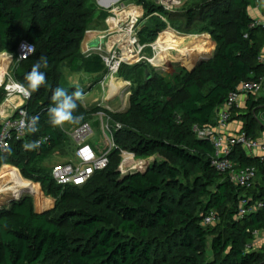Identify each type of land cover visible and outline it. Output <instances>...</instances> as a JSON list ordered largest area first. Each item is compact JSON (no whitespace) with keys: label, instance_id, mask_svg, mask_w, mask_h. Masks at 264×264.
I'll list each match as a JSON object with an SVG mask.
<instances>
[{"label":"trees","instance_id":"16d2710c","mask_svg":"<svg viewBox=\"0 0 264 264\" xmlns=\"http://www.w3.org/2000/svg\"><path fill=\"white\" fill-rule=\"evenodd\" d=\"M254 1L262 0H192L167 10L150 0H135L148 20L139 29L142 45L154 44L170 26L180 36H210L215 52L193 71L176 68L179 73L172 79L154 68L145 77H130L123 66L120 78L131 83L123 112L78 101L74 115L83 119L64 124L69 129L98 113L122 128L114 133L118 148L108 168L85 186L64 188L43 167L69 142L63 125L48 122L47 110L57 87L70 93L81 89L85 96L80 83L68 81L66 64L71 74L107 73L101 55H84L82 45L87 32L109 13L93 0H0V55L15 54L22 42L35 48L30 58L16 64L15 81L26 84L32 65L47 59V67L41 68L46 83L24 106L29 117H39V130L12 140L8 151L0 153V171L4 166L19 169L56 201L55 209L45 213L36 212L31 197L0 209V264H264V250L250 248L255 234L264 232V207L240 216L244 200L252 199L247 207L264 203V162L241 146L233 149L229 159L235 168H256L262 179L243 190L214 169L213 146L193 131L195 126H213L217 110L242 82L264 79L259 61L264 26H254ZM4 99L0 88V105ZM262 115L264 99L250 95L244 109L233 110L231 121L242 122L241 133L257 139L264 131ZM42 137L50 143L34 151L23 149ZM121 150L137 159L156 157L155 163L146 172L122 177ZM212 212L218 222L205 226Z\"/></svg>","mask_w":264,"mask_h":264},{"label":"built area","instance_id":"2783aa9c","mask_svg":"<svg viewBox=\"0 0 264 264\" xmlns=\"http://www.w3.org/2000/svg\"><path fill=\"white\" fill-rule=\"evenodd\" d=\"M257 4L262 10V16L261 20L255 21L254 26H264V0L257 1ZM166 9L173 10L172 7ZM108 13L106 30L96 38V40H100V46L98 48H91L90 44H88L85 55L92 53H98L101 55L107 74L113 77L120 72L123 66L139 65L145 59L144 51L148 47H153L155 49L158 46L156 45L157 42L156 44L146 46L140 43L139 24L142 21L141 19L144 14L141 6L125 3L116 4L108 11ZM88 33L89 32H87V34ZM22 45L31 44L28 42H22L15 54H4L10 57L12 64H15L14 67L16 64L27 60L34 54H27L26 49L22 50ZM25 54L28 55L27 58L20 59V57ZM259 61L264 66V54L260 56ZM150 63L153 64L152 61H150ZM153 66L157 69L164 68L163 66ZM12 72L13 70L9 72V75L7 79L5 78L4 82L0 83V88H4L5 90V102H9L11 98L19 96L23 103L20 106H16L14 113L11 115L0 113L1 154H5L8 151L14 138L22 140L27 135L26 131H19L18 128L19 120L21 119V112H27L24 109V106L29 99H25L22 95L15 93L8 88L9 83L13 80L15 81L14 77L11 75ZM263 93L264 79L260 81L249 80L242 82L237 91L230 93L225 105L217 110L216 121L213 126H195L193 128L198 139L207 140L213 146L214 157L212 160V166L214 169L220 174H228L231 177L232 182L243 190H249L253 187L258 174L257 169L252 167L236 169L233 162L229 159V156L236 146H241L249 153L260 152L262 154L261 161L264 162V139H253L248 137L245 133H239L232 136L228 134V128L232 120V112L238 107L241 96H258ZM16 113L17 115L14 116ZM104 116L109 118L105 113H100V120H103ZM113 125V128H107L106 131L103 132L104 138L106 139V147L101 152L90 143V139L95 133L94 124L92 122H86L81 127L70 129L69 137L77 144L75 160L73 162L57 164L52 168L51 175L58 186L64 188L70 186H85L90 182L96 172L104 171L108 168L110 164V155L118 148L114 140V131L116 132L122 128L119 124L114 123ZM111 129H114V131ZM40 141L42 142L41 146L50 143L48 137H42ZM121 158L123 159V164L120 166L119 170H121L123 174L135 173V171L133 172L130 170L131 167H128L129 172L126 173L124 164L131 159H137L136 156L130 152L121 150ZM144 170L141 169L138 172H144ZM251 200L252 199L243 201L240 216L250 215L264 207V203L260 201L247 207ZM217 222L218 216L216 213L212 212L204 220V225H214ZM259 234L264 236V232H260L256 233L254 238ZM250 248H252V245H250Z\"/></svg>","mask_w":264,"mask_h":264},{"label":"rangeland","instance_id":"374dc122","mask_svg":"<svg viewBox=\"0 0 264 264\" xmlns=\"http://www.w3.org/2000/svg\"><path fill=\"white\" fill-rule=\"evenodd\" d=\"M152 2L158 3L159 5L165 7V8H173V10H177L182 8L185 3L187 2H191L192 0H150ZM94 4L101 9V6L99 5V3L96 0H93ZM136 4L135 0H124L119 4ZM137 5V4H136ZM144 19V14L142 16V21L139 24V29L142 23H147L148 20H143ZM105 26L106 28V21L103 23H101L99 26L94 27L93 29H102ZM167 32H172L174 33V38H171L169 36V34H167ZM167 35V38L171 41L173 39H176L177 37H181L180 35L178 36V34H176V32L169 26L168 29L161 34V36H159V38L157 39V43H159V41L161 40V38ZM169 36V37H168ZM194 37V35H192ZM190 36V37H192ZM197 37V35H195ZM184 37V36H182ZM188 37V38H190ZM166 39V38H164ZM212 40L211 38L208 41V44L204 47V49H202V56H208L211 55V53H214L215 51V42L212 40V42L210 41ZM189 41V40H188ZM156 42L154 44H156ZM153 45V44H152ZM157 45V44H156ZM155 46V45H154ZM180 49L178 52H172L173 61L172 64H168L167 66H164L165 68L161 69L158 68V72L161 73L164 77H166L167 79H172L175 74L179 73V70H176V68L174 67V63H182L185 66H187L188 68L192 67V61L190 60L189 56L187 54L182 55V50L185 51L186 49L184 48H180V47H176V49ZM160 54V48H153V47H148L145 51H144V57L145 59L138 65V67L135 68V70L130 71L129 68H134V66H126V69H124L123 71H125V74H129L130 77H132L133 75L137 74L139 76L145 77L147 72H151L152 68H156L155 66H159L162 67L160 65H156V59L158 57V55ZM182 55V56H181ZM163 59V58H162ZM154 62L153 64L150 63V61ZM15 64H13L14 66ZM15 67H13L14 69ZM157 69V68H156ZM155 69V70H156ZM169 69V70H168ZM64 73L66 74V77L68 79V81L70 82V79L77 81L78 78H80V87H84V91H85V96L82 99L83 104L86 107H93V108H103L105 110H108L111 113H117V112H123L125 111L128 106H129V98H130V88H131V83L127 82L123 79L120 78V72L117 75L109 76L107 73L105 75L99 76V77H95V76H84L82 75H77V74H71L69 73V68H68V64L65 65L64 67ZM116 79V81H120L122 83H124V88H121L120 91L112 96L110 98L111 95V89L109 87L110 82L112 81V79ZM77 84V83H75ZM91 85V86H89ZM90 87V88H88ZM100 113H98L97 115H95L94 117H92L91 121L94 124V135L93 137L90 139V143L99 151H103V149L106 147V139L104 138V133L106 131L107 128H113V124L114 122L107 118L106 116H104L103 120H100L99 118ZM99 123V126L96 127L95 123ZM63 129L66 131V136L69 139V142L56 154L52 155L49 159H47L45 161V163L43 164V167L45 169H47L48 171H51L52 168L57 165V164H61V163H68L69 158H72L77 150V144L69 137V131L70 129L63 125ZM112 131H114V129H111ZM115 133V131H114ZM102 136V137H101ZM156 159V157H151L148 159H131L130 161H128L127 163H125L124 165V169L127 172H129L128 167H132L130 170H132L133 172L135 171H140L141 169H145V166L147 164H153L154 160ZM71 160V159H70ZM123 160V159H122ZM134 161V162H133ZM143 163H142V162ZM73 162V161H72ZM138 162V163H137ZM130 163V164H128ZM123 164V161L121 163V166ZM6 166H4L2 168V170L0 171V178H1V174L2 172H4V168ZM10 168L11 173L15 176V177H21L24 179L21 171L19 169H14L15 167L13 166H8ZM26 180V179H24ZM27 182L35 185V191L36 194H28L29 196H31V198L33 199L34 202V207L36 212L41 213V212H45V211H51L55 209V204L56 201L52 198L49 197L45 194L43 187L41 186V184L39 183H35L33 181H28ZM262 182L261 176H257L256 180L254 182V185L256 184H260ZM4 195V196H3ZM0 196V208L1 207H7L8 206V196L6 194H3ZM256 239V237L254 238V240ZM253 240V241H254ZM252 241V243H253ZM262 248H264V245L261 247V245H259L258 243H255V245L252 247V250L254 251H258L261 250Z\"/></svg>","mask_w":264,"mask_h":264},{"label":"clouds","instance_id":"9594fccd","mask_svg":"<svg viewBox=\"0 0 264 264\" xmlns=\"http://www.w3.org/2000/svg\"><path fill=\"white\" fill-rule=\"evenodd\" d=\"M22 50L26 49L27 54L34 53L33 45H22ZM27 54L22 55L20 59H26ZM47 67V59L41 57L38 62L32 65L30 72H28L24 80L25 83H20L18 81H11L8 88L20 95L25 99H30L33 92L38 91V89L46 83V74L41 71V68ZM0 83L3 80L0 79ZM84 93L81 89H76L71 93L64 88L57 87L51 96V105L47 110L49 117V123L53 127L62 126L66 123H78L83 119L82 115H74L78 108V101L83 99ZM39 117L33 116L29 117L27 112H21V119L19 120V131H26L27 133H35L39 130L38 128ZM40 140L30 141L25 143L22 147L26 151H34L39 149L41 146Z\"/></svg>","mask_w":264,"mask_h":264},{"label":"bare ground","instance_id":"6f19581e","mask_svg":"<svg viewBox=\"0 0 264 264\" xmlns=\"http://www.w3.org/2000/svg\"><path fill=\"white\" fill-rule=\"evenodd\" d=\"M169 34H171V32ZM209 39L210 36H192L190 38L181 36L170 41L164 35L159 41V43H157V46L160 48V54L158 55L156 62L159 65L163 66V64L173 61L172 59L174 58L172 52H178L180 49H176V47H180L186 49L185 51L182 50L181 53L182 55L187 54L189 56L193 66V62L201 57L202 49H204V47L208 44ZM6 68L7 67H5L4 69ZM1 70L2 68L0 67V71ZM124 86V83L116 81V79L113 78L109 85L111 89L110 98L116 95L121 88H124ZM3 194H6L8 196L9 201L20 199L25 194H36L35 185L27 182L21 177H15L11 173L10 168L6 166L0 178V196Z\"/></svg>","mask_w":264,"mask_h":264},{"label":"crops","instance_id":"0c3cea01","mask_svg":"<svg viewBox=\"0 0 264 264\" xmlns=\"http://www.w3.org/2000/svg\"><path fill=\"white\" fill-rule=\"evenodd\" d=\"M250 14H251L252 18L255 21L256 20H261L262 10H261V8H259V6L257 4V1H254L252 3ZM99 28L98 29H92V30L88 31L89 33L86 35L85 40H84L83 45H82V53L84 55H85V52L87 51L88 44H90L92 41L96 40L98 35L102 34L106 30L105 26L103 27V30L99 29ZM167 33L169 34L170 32H167ZM176 34H178V33L176 32ZM169 35H170L171 38H174V36H175L174 33H172V32ZM178 36H179V34H178ZM165 37H167V36L165 35ZM210 41L212 42V40H210ZM187 43H188V41H187ZM215 49H216V46H215ZM4 54L5 53L0 55V67L2 68V70L0 71V79H2L3 82H4L5 78L7 79L8 75H9V72L11 70H13V67H14L12 62H11L10 57H8V56H6ZM93 54H98V53H92V54H89V55H86V56H91ZM262 54H264V49L262 51ZM211 55H212V53H211ZM169 63L172 64V62H169ZM169 63L163 64V67L167 66ZM156 65H159V64L156 63ZM160 66H162V65H160ZM5 67H7V68L4 69ZM82 74L83 73L77 74V75H82ZM11 75L13 76V74H11ZM84 76H90V75L83 74V77ZM94 76L97 78V77L102 76V75H94ZM80 80H81L80 78H78L77 81H75L73 79L72 80L70 79V82L78 84V83H80ZM253 96H255V95H253ZM255 97L264 99V93L261 94V95L255 96ZM249 98H250V95H242L237 108L244 109L248 105ZM22 103H23V101H22L21 97H19V96H15V97L11 98V100L9 102H5V99H4V101L0 105V113H3L4 115H11V114L14 113L15 107L22 105ZM260 121L264 124V115H262L260 117ZM242 128H243V123L242 122L237 121V120L231 121V123L229 125V128H228V134L232 135V136H235V135L241 133ZM257 139L258 140H263L264 139V131L261 132L259 138H257ZM247 153L249 154V156H251L253 158H260L261 159V157H262V154L260 152H253V153L247 152ZM74 160H75V155L72 158H69L70 162H72ZM256 185H259V184H256ZM255 243H258L262 247L264 245V236L262 234H259L256 237V239L253 241V243L251 244L252 247L255 245ZM263 250H264V248H262L261 250H258V251H263Z\"/></svg>","mask_w":264,"mask_h":264},{"label":"water","instance_id":"95a60500","mask_svg":"<svg viewBox=\"0 0 264 264\" xmlns=\"http://www.w3.org/2000/svg\"><path fill=\"white\" fill-rule=\"evenodd\" d=\"M99 5L101 6V8L105 11H109L111 10V8L116 5V4H119L121 3L122 1L124 0H96ZM158 4V3H157ZM100 46V40H95L94 42L90 43V47L91 48H98ZM213 57V54L212 55H208V56H202L200 57L199 59H197L196 61L193 62V66L191 68H188L187 66H185L184 64L182 63H174V67L175 68H183V69H186V70H190V71H193L196 67H198L201 63H203L204 61H207V60H210L211 58ZM156 69V68H155ZM156 71H159L158 69H156ZM95 126L98 127L99 126V123H95ZM155 163V160L154 162ZM152 165V164H151ZM150 164H147L145 166V170L144 172H146L150 166ZM136 173H140V172H135V173H132V174H136ZM119 174L122 176V177H125L129 174H123L121 170H119ZM27 197H31L29 196L28 194H25L24 196H22L20 199H16V200H10L8 202V206L7 207H10V206H13L19 202H21L22 200H24L25 198ZM2 208H5V207H1L0 209ZM45 212H48V211H45ZM45 212H41V213H45Z\"/></svg>","mask_w":264,"mask_h":264}]
</instances>
